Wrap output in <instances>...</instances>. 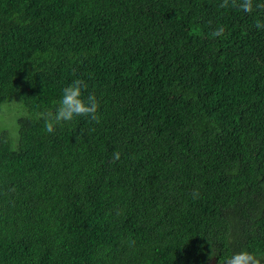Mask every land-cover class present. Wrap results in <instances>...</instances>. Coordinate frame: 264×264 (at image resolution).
Returning <instances> with one entry per match:
<instances>
[{
  "label": "trees",
  "instance_id": "16d2710c",
  "mask_svg": "<svg viewBox=\"0 0 264 264\" xmlns=\"http://www.w3.org/2000/svg\"><path fill=\"white\" fill-rule=\"evenodd\" d=\"M221 3L0 0V104L34 114L0 133V264H264V0ZM77 78L100 123L48 133Z\"/></svg>",
  "mask_w": 264,
  "mask_h": 264
},
{
  "label": "clouds",
  "instance_id": "9594fccd",
  "mask_svg": "<svg viewBox=\"0 0 264 264\" xmlns=\"http://www.w3.org/2000/svg\"><path fill=\"white\" fill-rule=\"evenodd\" d=\"M230 5V0H223L220 4V8H227ZM232 7H239L246 13L253 11V0H231ZM256 8H264V4H256ZM257 29H264V22L257 20L255 22ZM225 33V27L223 25L218 26L211 35L213 37L223 36ZM87 84L82 79H75L62 90V96L59 101L58 107L54 112H43L41 117L45 120V130L48 133L55 131L56 124L61 122H70L74 117L83 116L90 118L91 121L96 124L100 123V116L98 115L100 103L94 93L83 97V92L87 89ZM114 162L120 159V153L118 151L113 152ZM194 198L199 197L197 190H193ZM224 264H260L256 257L248 251H240L233 253L229 258L224 261Z\"/></svg>",
  "mask_w": 264,
  "mask_h": 264
},
{
  "label": "rangeland",
  "instance_id": "374dc122",
  "mask_svg": "<svg viewBox=\"0 0 264 264\" xmlns=\"http://www.w3.org/2000/svg\"><path fill=\"white\" fill-rule=\"evenodd\" d=\"M33 116L34 114L23 106L19 91L0 104V133H7L12 149L16 150L18 148L17 120L32 118Z\"/></svg>",
  "mask_w": 264,
  "mask_h": 264
}]
</instances>
